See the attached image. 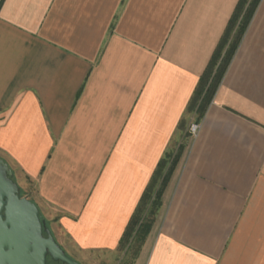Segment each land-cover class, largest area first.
Wrapping results in <instances>:
<instances>
[{"label": "crops", "instance_id": "1", "mask_svg": "<svg viewBox=\"0 0 264 264\" xmlns=\"http://www.w3.org/2000/svg\"><path fill=\"white\" fill-rule=\"evenodd\" d=\"M239 1L0 0V158L65 252L264 264V0L194 102ZM176 156L133 255L123 237Z\"/></svg>", "mask_w": 264, "mask_h": 264}, {"label": "water", "instance_id": "2", "mask_svg": "<svg viewBox=\"0 0 264 264\" xmlns=\"http://www.w3.org/2000/svg\"><path fill=\"white\" fill-rule=\"evenodd\" d=\"M78 264L57 242L37 205L21 195L10 166L0 158V264Z\"/></svg>", "mask_w": 264, "mask_h": 264}, {"label": "trees", "instance_id": "3", "mask_svg": "<svg viewBox=\"0 0 264 264\" xmlns=\"http://www.w3.org/2000/svg\"><path fill=\"white\" fill-rule=\"evenodd\" d=\"M261 1L262 0H240L237 4L235 12L229 21L226 33L211 60L207 72L202 77L199 88L195 94L194 102L197 104L209 102L214 96L215 90L231 64ZM201 109H204V107ZM177 160L176 156L171 161L162 160L159 163L151 184L130 221L121 245L126 247L130 242H132V244L134 243L133 245L135 246L137 245L138 247L134 250L133 255L139 250L153 224V221L148 219L145 215L146 211L153 213L160 205L159 199L162 191L167 184ZM157 183L159 187L157 191L154 192ZM153 194H155V198L152 204H150V200L148 199H150ZM130 247L128 251H130Z\"/></svg>", "mask_w": 264, "mask_h": 264}, {"label": "rangeland", "instance_id": "4", "mask_svg": "<svg viewBox=\"0 0 264 264\" xmlns=\"http://www.w3.org/2000/svg\"><path fill=\"white\" fill-rule=\"evenodd\" d=\"M15 180V178H14ZM21 195L23 197H30V193L26 190H21ZM42 217V216H41ZM64 250V249H63ZM67 254V256L72 259L73 261L77 262L78 264H92L91 263V260L90 261H87V260H79L75 255H73L72 253H69V252H65ZM122 253V252H121ZM121 256V259L119 260V264H130L131 263V260H132V254L130 255L127 254L126 255V252L125 254H120ZM119 256V257H120Z\"/></svg>", "mask_w": 264, "mask_h": 264}, {"label": "built area", "instance_id": "5", "mask_svg": "<svg viewBox=\"0 0 264 264\" xmlns=\"http://www.w3.org/2000/svg\"><path fill=\"white\" fill-rule=\"evenodd\" d=\"M200 130V124L199 123H191L188 131L192 136H197Z\"/></svg>", "mask_w": 264, "mask_h": 264}, {"label": "flooded vegetation", "instance_id": "6", "mask_svg": "<svg viewBox=\"0 0 264 264\" xmlns=\"http://www.w3.org/2000/svg\"><path fill=\"white\" fill-rule=\"evenodd\" d=\"M48 264H61V263H54L50 259L48 260Z\"/></svg>", "mask_w": 264, "mask_h": 264}]
</instances>
